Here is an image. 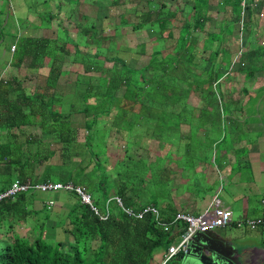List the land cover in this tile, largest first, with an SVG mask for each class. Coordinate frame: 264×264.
<instances>
[{"label":"trees","instance_id":"trees-1","mask_svg":"<svg viewBox=\"0 0 264 264\" xmlns=\"http://www.w3.org/2000/svg\"><path fill=\"white\" fill-rule=\"evenodd\" d=\"M41 1L45 5L40 2L39 6L49 9L50 0ZM109 1L108 14H104L101 21L96 23L99 7L94 3H88V12H80L79 22L70 27L59 25L60 21L50 9L43 16L38 13L40 22L33 27L50 29L53 20H56L59 30L50 37L18 36L10 66L14 69L24 68L26 73L22 79L15 75L0 78V191L5 190L15 179H30L33 182L71 181L89 193L96 208L95 211L89 204L83 203L75 192L66 191L70 194L67 199L74 197L75 200L72 199L73 202L67 206L65 222L58 227L61 226V232L67 233L70 239L50 244L47 239H51V235L44 229H36L35 223L25 236L16 232L11 235L2 233L0 240L6 243L0 245V264H160L156 251H165L173 242L176 233L173 231V222L179 212L171 194L172 182L169 183L168 175L162 173L168 169L165 163L154 165L157 168L154 169L145 158L128 155L132 163L122 165L118 179L111 185L106 180L105 184L96 182V176L92 177L97 172L96 168L88 172V179L83 183L70 172L66 177L60 176V172L53 170L47 161L59 153L61 157H66L63 162V166H66L69 156H83L85 147L88 159L95 161L94 157L99 158V152L95 151L92 141H95L94 136L104 141L103 136L110 128L106 126L107 117L111 119V130L124 131L123 139L128 138L135 128L141 130L142 136L151 138L148 129L152 125L160 129L158 136L164 138V135L167 137L166 130L179 133L186 124L188 136L182 131L181 135L187 147L193 146L190 134L194 132L191 130L201 126L203 133L200 138L207 139L202 142L211 144L208 136L212 128L226 119L221 104L227 101L223 98L224 89L220 90L219 86L227 82L224 76L226 71L219 69L223 64H219L217 69L211 66L219 54H222V63L229 60L230 49L223 46L219 52V45L224 40V34L231 33L234 24L239 22L243 29H250L253 0H223L222 8L224 5L229 6L232 18L223 17L226 24L221 31L206 30V22L212 20L211 11L214 10L209 9L210 5H214L211 0H184L185 4L170 10V14L164 11L165 3L160 1L139 0L137 9L133 0H127L126 5L135 13L134 16L130 13L132 19L126 15L124 0ZM78 2L81 8L85 6L84 1ZM70 4H67L68 8ZM188 4L192 11L186 13ZM141 7L146 9L141 10ZM182 12H185V19L178 25L175 17ZM27 14L32 18L34 16L30 10ZM116 17V20L110 21ZM107 22L112 28L109 32L104 29L109 26ZM168 23L177 27L176 37L172 31L165 30ZM95 24L100 25L97 27ZM126 25H131L133 29L156 28L157 25L159 33L151 34V49L144 61L138 59L137 62V57L124 60L118 54L108 57L110 51L117 50L116 45L126 43V37L121 41ZM71 31L78 33L76 38L78 41L81 39V48L71 38ZM202 32L205 36L198 47L200 55L196 46ZM2 36L0 21V38ZM166 38L172 40L173 46L166 45ZM125 46L127 51L132 50L131 46ZM135 48L142 56L148 49L143 42L136 44ZM208 50H211L209 57H205ZM236 54V62L239 63L234 73L238 70L247 74L255 70L264 71V48L260 44L248 46L242 52L237 50ZM102 55L104 59H101ZM201 59L209 60L211 65L206 67L200 63ZM106 60L112 62L111 65L107 66ZM66 61L70 63L68 68L63 67ZM45 68L46 71H43ZM29 79H32L33 85L24 86L23 82ZM240 91L249 93L246 88H240ZM231 92L234 95V90ZM190 96L198 97V103L202 102V105L190 104ZM227 96L231 95L227 93ZM239 107L243 109V106ZM103 123L105 126H102ZM32 126H38L49 137V145L41 146L34 134L28 133L23 139L18 136L19 133L24 135L25 127ZM34 143L38 144L33 147ZM202 154L201 151L191 150L195 159L208 162L210 159ZM82 160L79 159L77 163ZM157 161L162 163L159 157ZM51 173L58 176H51ZM150 173L156 175L153 177V186L148 185ZM111 187L116 188V196L121 198L124 206L138 211L152 205L158 210L157 217L149 211L142 218L125 214L109 196ZM208 187L209 190L213 189L212 185ZM157 189L159 195L155 196ZM91 190L103 192L107 200L106 208L98 206L99 195L92 197ZM146 193L149 197L142 198ZM32 200L29 202L26 192L2 200L0 226L8 221V229H11L15 221H24L27 216H33L35 220L37 209L28 208ZM38 225L42 227V223ZM178 225L181 226L180 223ZM165 264L178 262L172 258Z\"/></svg>","mask_w":264,"mask_h":264},{"label":"rangeland","instance_id":"rangeland-1","mask_svg":"<svg viewBox=\"0 0 264 264\" xmlns=\"http://www.w3.org/2000/svg\"><path fill=\"white\" fill-rule=\"evenodd\" d=\"M60 1L50 0L51 6H49V9L50 11L55 13L56 16L54 17L58 21H60L58 23L63 27H70L72 24L79 22L80 12L82 13L88 12L89 9L88 3L89 4L94 3L95 5H98L99 12H97L95 23L101 21L102 16L106 13L108 14L107 8L110 3L109 0H80V1H84L83 4H85V6L81 8V6H78L79 0H62L64 4ZM138 1L139 0H133V2L136 3L137 9H138L137 7ZM159 1L165 3L164 11L167 10L168 14H170L169 13L170 10H175L178 6L181 7V5L185 4L184 0H155V2L157 3H159ZM222 1L223 0H211V2L214 5H210L209 9H214V10L211 11L212 20L206 22L207 31H212V30L221 31V28L224 27L226 24L225 20H223L224 19L223 17H225V19L232 18L230 7L224 5V7L222 8L223 6ZM0 2H3V5L0 4V21H1V28L3 30V36L2 38H0V78L2 77L8 78L11 75H15L19 79H22L23 75L26 73V70L24 68L14 69L10 66L11 64L10 57L11 54L13 53L12 50L15 49V42L17 41V38H19L18 36H21L23 34H28L38 37L39 36L50 37L55 34V31L57 32L59 30L58 28L59 25L56 23V20H53L52 27L50 29H45L43 26L38 28L33 27V25L38 24L40 22V19L38 18L39 16L38 13H42L43 16L45 12L49 10L47 8H43L39 6V3L40 2L42 3L41 0H1ZM124 2H125L124 6L127 9L126 15L129 16V19H132L131 14L134 16L135 13L132 11L133 9H129L128 8L129 6L126 5L128 4L127 0H124ZM69 3H71L70 4L71 6L68 8L67 4ZM76 4H77V8H76ZM186 6H187L186 7L187 10H185L186 13L192 11V7L190 4ZM61 7L62 9L58 12V9ZM132 8L135 7L133 6ZM69 9L72 10V12ZM144 9H146V7L143 8L141 7V10ZM252 9H253L252 11L253 16H252V24L251 26H249L250 29L248 28L243 29L241 23L239 22L234 24L231 33L224 34L225 35L224 40L219 45V52L223 48V46L230 49L231 55L229 60L222 63L221 62L222 54H219L218 56H216V62L211 66L214 69H217L219 64H223V66H219V69L220 71H226L225 72L226 74H224V76L227 77L226 83L220 84L221 82L220 80L218 83L220 84L219 85L220 90L224 89L223 98L225 101H227L225 103L223 102L224 105L221 104V107L224 111L223 115H226V119L221 123L216 124L217 126L212 128L208 136V141L211 144L208 145L207 142H202V140L204 139L207 140L206 137L200 138V135L203 133V131H201L202 126L201 128H196L195 130L194 129L191 130L192 132H194L190 134L193 146L187 147L186 144H183L184 141L182 140L181 131L187 134V136L189 132L188 125L186 124L183 125L182 129L180 128L179 133L177 131H173V130L171 131L169 129L166 130L167 137L164 135V138H160V136H158L160 129H157L155 128L154 125H152L148 129L151 138H149V136L146 137L142 136L140 132L141 130L139 128H135V130L133 131L134 134L133 133L128 134L129 135L128 138L126 137V139H123L122 133L124 131L118 130V132H116L113 129L111 130V119L107 117L106 126L110 127L108 129L110 131V134L108 133L107 130V134L103 136L104 141L106 143L104 144L103 139L100 140L96 136H94L95 141H92L95 146V151L99 152L98 154L99 158L94 157L95 161L89 160L88 153L85 147L83 148L85 154L83 156L81 154L74 158L69 156V159H67L68 163L66 166H63V162H65L66 157L64 156L61 157V154L59 153L51 157L49 161H47V163L51 165V168L53 170L57 169V171L60 172V176L66 177L68 176V172H70L75 177L76 180L81 179L83 183L86 182L85 181L86 179H88L87 177L88 172L90 173L92 168L93 169L96 168L97 172H94V174H92V177L96 176V182L98 183L99 181L102 182L103 184L107 182L112 185L118 179L117 178L118 171H120V169L123 168L122 165L126 162L130 164L132 163L131 161H129L131 159H129L128 157V155H132L136 158L139 157H142L143 159L145 158L146 162H148L149 165L154 169H157L156 167H154V165L156 164L164 165L165 163L164 166H167L168 169L167 171L163 170L162 173L168 175L169 183L172 182L171 194L185 196L184 195L185 193L192 192L190 194L193 195L194 193H196L195 187H198V185H196L198 181H201L200 184L204 181L210 183V181H212L211 178L212 175L211 173L209 174L210 171L206 169V164L204 162H200L197 158L195 159V156L191 155V150L195 152L201 151L204 157H207L208 159H212L214 156V151L216 150L217 152H220L221 150H226V148L233 147V144L235 146L237 144H240L238 146H243L246 145L244 143H247L248 141L260 142L261 140H264V71L255 70L254 73L247 74L245 71L238 70L236 73H234V69L238 67V63H239L236 62L237 60L236 58L238 56L236 54L237 50H241L242 52L243 50H246L248 46L252 47L255 44H260L264 48V0H254ZM29 10L34 14L33 18L30 16V14H27ZM184 13L182 12L181 13L182 15L178 13L177 16L175 17V19L178 20L177 22L178 25L182 20L185 19V16H183ZM114 19L116 20L117 17L111 18L110 21H113ZM100 24H95V25L98 27ZM104 29L107 32L112 30L110 25L104 27ZM165 30L169 32L172 31L175 37L178 34L177 27L169 23L167 24ZM123 32L126 35L124 34V37H121V41H123V39L126 37V43H122V45L119 46L115 44L118 53L117 50L110 51L108 57H113L117 54L120 57H122L124 60H127L131 57L135 59L137 57V62H139V60L144 61L146 58H148L147 54L151 49L149 38L151 37V34L155 32L159 33V29L157 25L156 28L151 27L144 29H133L131 25H126V27L123 29ZM194 33H196V31ZM77 35L78 33L76 31L70 32L71 38L74 40V42L75 41L78 42L79 47L81 48L83 44L80 43L81 39H79L80 41L77 40L76 38ZM204 36L205 33L202 32V34H200L199 36V43L196 46L198 50L197 53L200 55H201V51L198 47H200ZM141 42L145 43L146 46L148 47L145 56H142L139 53H137L138 48L134 49V46ZM124 45H126L125 47L131 46L130 48L132 50L127 51L126 48H124ZM166 45L168 47L173 46L172 40L166 38ZM210 52L211 50H208L205 54V57H209ZM104 58L105 56L102 55L101 59ZM111 63L112 62H109L107 60L105 61V64L107 66L111 65ZM200 63H204L206 67H209L211 65V62H209V60L202 61L201 59ZM137 65L138 64H136V66ZM69 66L70 63L66 61L63 67L68 68ZM43 71H46V68ZM228 75L230 76L228 77ZM23 85L32 86L33 85L32 79L23 82ZM240 88L248 89L249 93L246 94L243 91L241 92ZM225 89H230L231 91L234 90L235 92L234 95L233 92L227 91ZM227 93L231 96L230 97L227 96ZM198 101H199L198 97L190 96L188 98V102L190 104L201 106L202 102L198 103ZM241 103L244 104L243 109L238 107V106H242ZM251 107L254 108L253 111L250 112L252 114L251 115L245 114L248 113L245 112V110H251L250 109ZM245 115L248 116V120L244 119ZM247 123L252 124V126L254 127L253 132L247 131L245 129V125ZM102 126H105L104 123ZM261 130H263L261 132V136L256 137V134L259 133ZM23 131H24V135H21L20 133L18 134L20 138L23 139L24 136H26L28 133L34 134L38 137L39 144H41V146L49 145L48 143L49 137L46 136L38 126L25 127ZM138 134L140 135L137 136ZM79 137L80 140H82L81 135ZM134 140L137 141V143H133ZM37 144L38 143H34L33 147H35ZM127 145H130L129 150L127 148ZM260 145H263V143H261ZM192 147H194L195 149H193ZM243 149L244 150L240 152L241 156L243 157L240 165V168H242L241 175H239L240 178H245V176L247 177L249 172V168L246 162L247 160H249L250 153L247 154V148H243ZM157 157L160 158V161L162 163L157 161ZM79 159H83L81 163H77ZM88 161L91 162L88 163ZM84 173H86V175ZM103 173L105 176L103 175ZM176 173L178 174L176 175ZM203 174H204V178H202ZM51 176H58V175H55V173H51ZM155 176L156 175H152L151 173L149 174L148 176L149 186L150 185L153 186L152 181H153V177ZM176 176H178V178H176ZM216 176H217V180H214L212 183L207 184V186L212 185L213 188L212 190H209L208 187V191H204L203 195L195 196L192 199L191 197L186 198L185 204L184 202H180L178 204L177 207L178 210L180 211L182 208H184L183 210H188L189 212H197L198 209L196 208L209 207V210L212 213L213 207L211 205V202H212V197L215 195V193H217V195L222 201H224L225 203H229L230 199L227 192V188L230 184L223 185L221 189H219L218 191V188L222 183L218 178V174ZM172 178L173 180H170ZM215 181L217 182L216 184L218 185L215 184ZM115 189H116L115 187H111L109 191V196L112 197L116 196ZM3 191H0V193ZM26 193L29 196V202L32 200L31 197L33 199L40 200L38 203H36V205L34 204L31 205L27 203L29 204L28 208L37 209V211L34 213V216L37 218L34 220L33 216H27V218L24 221L17 220L14 222L15 225L12 226L11 229H8L7 226L8 221H4V224L0 226V235L2 233H5L6 235H11L12 233L16 232L21 236H25L28 234L30 227L35 223L34 226H36V229H44V231L46 230L51 235L50 237L51 239H47V241L50 244L59 240H64L65 242H67L69 235L67 233L61 232V229L59 228L55 229L54 226L57 225L58 222L59 225L65 222V217L68 207L63 204L60 210L58 208L56 210L55 207H50L51 208L50 209L46 205L43 208L41 201L43 203H45L49 199H52L54 201H60L62 200V198L66 196H68L69 198L70 197L69 192H66L64 190H60V192L59 191L34 192L30 190ZM102 193L103 192L101 190L99 192H94L93 190L90 191L92 197L97 196V194L99 195L98 206L101 208H106L107 200H105ZM158 195L159 194L157 189V193L155 194V196ZM146 197H149L147 193L146 195L145 194L142 195V198H146ZM7 198H12V197H7ZM1 201L2 200H0V202ZM41 223H42V227L38 225ZM217 230L218 229L216 228L214 231ZM5 243L6 242H4L3 240H0V245L1 244L3 245ZM172 243H174V240ZM243 243L244 241H242V244ZM156 252H157L156 258L160 260L163 252L160 249H158ZM185 252H181L177 254L180 255Z\"/></svg>","mask_w":264,"mask_h":264},{"label":"crops","instance_id":"crops-1","mask_svg":"<svg viewBox=\"0 0 264 264\" xmlns=\"http://www.w3.org/2000/svg\"><path fill=\"white\" fill-rule=\"evenodd\" d=\"M0 4L3 5V2H0ZM241 105L243 106L244 104L241 103ZM250 109L251 110H245V112H248L245 114L251 115L252 113L250 112L253 111L254 108L251 107ZM224 116L226 118V115ZM244 119L248 120V116L245 115ZM245 129L250 132L254 131V127L249 123L245 125ZM262 131L263 130L257 133L256 137H260ZM261 143H263V145H260ZM244 144L246 145L238 146L240 144H237L235 146L233 144V147L226 148V150H221L220 152L216 150L214 151L213 158L205 162L206 169H208L210 171L209 174L211 173L212 175V181H210V183L217 180L216 175L218 174V178L222 183L218 191L223 185L230 184L227 188L230 202L225 203L221 199L220 200L222 204L232 212L231 223L226 227L217 228V231H214V229L213 233H215L219 239L221 238L225 242L231 243L237 249V252L231 251L230 253L231 257L235 258V260L241 261L242 264H264V224L254 229H250L246 226H236V222L243 219L264 217V140L260 142L248 141ZM243 148H247V154L250 153L249 160L246 162L249 172L247 177L240 178L239 175H241L242 169L240 165L243 157L239 150H244ZM215 157L217 158L216 160ZM202 178H204V174ZM200 182L201 181H198L196 183L198 187H195V191L198 194L194 193L192 195L190 194L192 192L185 193V196L172 194L176 207H178L180 202H184L185 204L186 198L191 197L192 199L195 196L203 195L204 191H208L207 184L210 183L204 181L200 184ZM215 194L217 195V193ZM67 198L68 196L62 198L60 201H55L52 207H55L56 210L57 208L60 210L63 204L68 206L69 203L75 200L74 197H71L73 200H68ZM39 201L38 199H33L31 205H36ZM41 203L42 206L45 207V203L42 201ZM183 209L184 208L180 211H188ZM196 209H198V211L193 214L200 213L205 207ZM58 226L59 222L54 228L61 229V226ZM242 241H244L243 244Z\"/></svg>","mask_w":264,"mask_h":264},{"label":"built area","instance_id":"built-area-1","mask_svg":"<svg viewBox=\"0 0 264 264\" xmlns=\"http://www.w3.org/2000/svg\"><path fill=\"white\" fill-rule=\"evenodd\" d=\"M34 192H56L60 190L75 192L81 199L83 203H87L91 206L93 210L96 211L95 206L92 204L91 196L84 190L82 186L75 185L73 182H59V181H41L33 182L30 179L26 181H20L15 179L12 181L10 186L0 193V200L7 197H15L16 195L28 191ZM122 211L127 215H132L136 218H142L145 212H152L156 217L158 215V210L154 206H145L141 210L135 211L130 207L123 205L122 200L119 197H112ZM55 201L49 199L45 202V205L50 208L54 205ZM213 207V212L211 213L209 207L199 214H190L187 212H180L175 215V220L180 221L183 225L182 228L177 227V237L166 250L163 255V263L170 259L177 253L185 252L187 248V243L191 235L196 231H208L214 228H222L229 225L232 218V212L230 209L226 208L219 197L214 196L211 202ZM260 224H264V217L248 218L236 222V226H247L251 229L257 227ZM180 228V229H179ZM166 230L167 227H164Z\"/></svg>","mask_w":264,"mask_h":264},{"label":"water","instance_id":"water-1","mask_svg":"<svg viewBox=\"0 0 264 264\" xmlns=\"http://www.w3.org/2000/svg\"><path fill=\"white\" fill-rule=\"evenodd\" d=\"M236 250L231 243L219 239L212 231H197L190 237L187 251L177 255L175 260L178 264H242L231 257V251Z\"/></svg>","mask_w":264,"mask_h":264},{"label":"clouds","instance_id":"clouds-1","mask_svg":"<svg viewBox=\"0 0 264 264\" xmlns=\"http://www.w3.org/2000/svg\"><path fill=\"white\" fill-rule=\"evenodd\" d=\"M253 2H254V0H253ZM253 2H252V4H251L252 7H253ZM242 4H244V3H242ZM12 52H13V50H12ZM88 194H89V193H88ZM214 196L219 197V196L216 195V194H215ZM214 196H213V197H214ZM111 197H112V196H111ZM114 197H116V196H114ZM117 197H118V196H117ZM213 197H212V199H213ZM119 198H120V197H119ZM120 199H121V198H120ZM219 199H220V198H219ZM130 208H131V207H130ZM205 209H206V208H205ZM205 209H204V210H205ZM228 209H229V208H228ZM204 210H203V211H204ZM180 212H185V211H179L178 213H180ZM186 212L189 213L188 211H186ZM201 212H202V211H201ZM190 214H193V213H190ZM197 214H199V213H196L195 215H197ZM255 218H256V217H255ZM231 219H232V218H231ZM243 220H244V219H243ZM173 223H175V224H174V227L176 226V229H177V227H180V228L183 227V225H182V223H181L180 221H176V222H173ZM178 223H180L181 226H179ZM230 223H231V222H230ZM230 223H229V225H230ZM260 225H262V224H260ZM227 226H228V225H227ZM243 226H244V225H243ZM258 226H259V225H258ZM180 228H179V229H180ZM218 228H219V227H218ZM255 228H256V227H255ZM214 229H216V228H214ZM250 229H251V228H250ZM253 229H254V228H253ZM173 231H174V230H173ZM208 231H212V232H213V229L208 230ZM174 232H176V233H175V238H176V237H177V234H178L179 231L177 232V230H175ZM196 232H197V231H196ZM199 232H206V231H199ZM214 234H215V233H214ZM175 238H174V240H175ZM168 247H169V246H168ZM168 247H167V248H168ZM166 250H167V249H166ZM166 250L163 251V254L161 255L160 264H165L166 262H168V261L171 260L172 258H175V257L178 255V254H175L174 256H172L170 259L166 260V261L163 263V255H164V253L166 252ZM175 261H176V260H175Z\"/></svg>","mask_w":264,"mask_h":264}]
</instances>
